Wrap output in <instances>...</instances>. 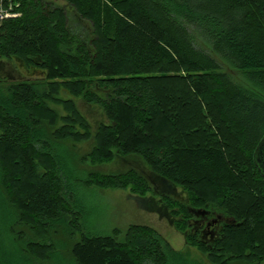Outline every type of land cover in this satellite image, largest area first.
Segmentation results:
<instances>
[{"label":"trees","instance_id":"1","mask_svg":"<svg viewBox=\"0 0 264 264\" xmlns=\"http://www.w3.org/2000/svg\"><path fill=\"white\" fill-rule=\"evenodd\" d=\"M67 1L90 23V37L70 26L66 5L54 0H21L22 15L0 27V56L43 73L0 86L1 194L24 264H52L56 257L67 264H207L152 226L130 225L121 238L119 229L86 227L66 168L79 187L144 193L148 186L131 173L79 168L65 141L88 138L90 124L63 90L106 114L93 161L111 160L114 150L142 156L186 192L185 201L170 205L189 244L215 264H260L264 176L254 152L264 136V0ZM223 62L242 71L246 84ZM191 209L228 221L203 238L190 229ZM21 223L32 236L18 241Z\"/></svg>","mask_w":264,"mask_h":264},{"label":"rangeland","instance_id":"2","mask_svg":"<svg viewBox=\"0 0 264 264\" xmlns=\"http://www.w3.org/2000/svg\"><path fill=\"white\" fill-rule=\"evenodd\" d=\"M54 1L59 5H66L70 26L83 36L90 37L92 35L90 23L77 14L76 9L67 0ZM222 65L224 70L229 72L236 81L246 84L242 71L224 62ZM42 74L38 68L29 66L24 60L0 56V86L9 87L17 82H30ZM61 96L72 98L90 124L88 138L81 141H65L69 151L76 156L79 168L86 173H119L122 175L131 173L138 181H145L148 186L144 193L134 191L132 186L100 187L92 185L94 188L91 189L84 186L79 187L72 183L74 174L66 168L67 172H63V175L68 185L67 188L81 199L85 209L83 221L86 227L96 233H113L115 229H119L121 238L130 225L152 226L166 237L175 249L189 251L193 257L207 264H215L206 252L200 250L195 244H189L184 234L178 231L175 222L171 221L174 214L170 201L174 199L185 201L186 192L169 179L154 172L143 157L138 154L121 155L114 150L111 160L93 161L91 152L96 146L98 129L102 122H108L103 107L66 90L61 92ZM48 104L61 114H66L62 104L53 101H49ZM137 184L139 183L137 182ZM1 192L0 184V261L2 264H24V255L14 244L15 236L8 231L9 225H11L12 211L2 201L4 199ZM15 229L17 235L20 236H17L18 241H21L23 236L28 235V238L32 236V233L22 223L15 224ZM69 257L70 255L67 253V258L69 259ZM52 264H67V262L56 257ZM260 264H264V260Z\"/></svg>","mask_w":264,"mask_h":264},{"label":"flooded vegetation","instance_id":"3","mask_svg":"<svg viewBox=\"0 0 264 264\" xmlns=\"http://www.w3.org/2000/svg\"><path fill=\"white\" fill-rule=\"evenodd\" d=\"M194 217L189 220L190 229L194 233L200 230V236L209 238L215 231H219L221 224L228 221V218L221 214H214L206 210L191 209ZM173 213V212H172ZM176 217L173 215L171 221L176 223ZM180 231V230H178ZM184 234L186 239L187 231H180Z\"/></svg>","mask_w":264,"mask_h":264},{"label":"built area","instance_id":"4","mask_svg":"<svg viewBox=\"0 0 264 264\" xmlns=\"http://www.w3.org/2000/svg\"><path fill=\"white\" fill-rule=\"evenodd\" d=\"M21 0H0V27L11 18L22 15Z\"/></svg>","mask_w":264,"mask_h":264},{"label":"water","instance_id":"5","mask_svg":"<svg viewBox=\"0 0 264 264\" xmlns=\"http://www.w3.org/2000/svg\"><path fill=\"white\" fill-rule=\"evenodd\" d=\"M254 161L261 172V174L264 176V136L259 142L255 152H254Z\"/></svg>","mask_w":264,"mask_h":264}]
</instances>
